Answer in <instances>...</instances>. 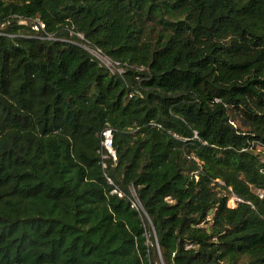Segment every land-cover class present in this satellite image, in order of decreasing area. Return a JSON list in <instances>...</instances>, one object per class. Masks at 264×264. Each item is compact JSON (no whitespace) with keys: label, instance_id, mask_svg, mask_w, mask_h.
<instances>
[{"label":"trees","instance_id":"obj_1","mask_svg":"<svg viewBox=\"0 0 264 264\" xmlns=\"http://www.w3.org/2000/svg\"><path fill=\"white\" fill-rule=\"evenodd\" d=\"M0 264H264V0H0Z\"/></svg>","mask_w":264,"mask_h":264},{"label":"rangeland","instance_id":"obj_2","mask_svg":"<svg viewBox=\"0 0 264 264\" xmlns=\"http://www.w3.org/2000/svg\"><path fill=\"white\" fill-rule=\"evenodd\" d=\"M92 55H94L98 60H100V62L105 65L107 68L111 69V70H115V67L113 65V63L108 60L107 58H104L103 56L100 55L99 52L97 51H91ZM229 206L230 207H235L236 203L233 200L229 201Z\"/></svg>","mask_w":264,"mask_h":264},{"label":"built area","instance_id":"obj_3","mask_svg":"<svg viewBox=\"0 0 264 264\" xmlns=\"http://www.w3.org/2000/svg\"><path fill=\"white\" fill-rule=\"evenodd\" d=\"M104 136V146L105 148L114 155V151L112 150V135H111V131H106L103 133ZM231 200H233L234 202L237 200L236 197L232 198Z\"/></svg>","mask_w":264,"mask_h":264}]
</instances>
